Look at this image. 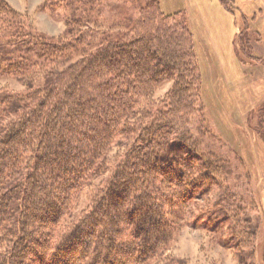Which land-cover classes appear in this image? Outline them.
I'll return each instance as SVG.
<instances>
[{"label": "trees", "instance_id": "trees-1", "mask_svg": "<svg viewBox=\"0 0 264 264\" xmlns=\"http://www.w3.org/2000/svg\"><path fill=\"white\" fill-rule=\"evenodd\" d=\"M42 8L65 13L68 35L37 31L0 0V80L24 87L0 88V264H190L166 252L188 208L215 190L200 218L230 223L254 263L258 226L223 184L227 159L193 130L205 116L185 13L161 0Z\"/></svg>", "mask_w": 264, "mask_h": 264}, {"label": "rangeland", "instance_id": "rangeland-1", "mask_svg": "<svg viewBox=\"0 0 264 264\" xmlns=\"http://www.w3.org/2000/svg\"><path fill=\"white\" fill-rule=\"evenodd\" d=\"M6 1L28 15L37 31L50 37L68 35L65 13L42 8L44 0ZM161 6L166 13L182 10L193 33L205 116L195 120L194 133L207 152L227 159L230 175L223 184L238 194L236 207L258 226L253 263L252 251L239 246L230 223L214 227L200 218V209L217 201L215 190L188 208L187 220L166 254L190 264H264V0H233L229 7L224 0H161ZM170 87L169 82L162 85L155 99H162ZM0 88L24 89L14 79L0 80ZM89 192L81 194L71 219L87 205Z\"/></svg>", "mask_w": 264, "mask_h": 264}, {"label": "crops", "instance_id": "crops-1", "mask_svg": "<svg viewBox=\"0 0 264 264\" xmlns=\"http://www.w3.org/2000/svg\"><path fill=\"white\" fill-rule=\"evenodd\" d=\"M174 13V12H173Z\"/></svg>", "mask_w": 264, "mask_h": 264}]
</instances>
